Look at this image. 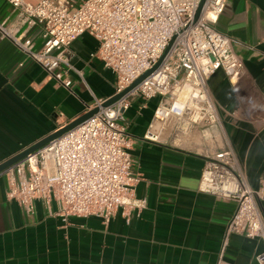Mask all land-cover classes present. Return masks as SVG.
<instances>
[{"label":"crops","instance_id":"0c3cea01","mask_svg":"<svg viewBox=\"0 0 264 264\" xmlns=\"http://www.w3.org/2000/svg\"><path fill=\"white\" fill-rule=\"evenodd\" d=\"M15 17L14 7L0 0V22ZM215 26L234 39L245 70L238 81L222 69L208 80L221 119L212 137L198 129L177 135L172 122L155 120L158 98L147 107L134 101L126 123L134 170L142 177L136 196L147 205L130 221L122 209L107 224L97 216L64 221L54 198L35 200L29 216L8 198L6 177H0V264H219L237 204L201 192L199 184L205 155L228 146L253 188L264 175V0H228ZM27 38L35 49L43 44L38 26ZM97 49L89 33L73 42L71 62L83 78L72 71L67 89L0 32V163L86 113L95 97L114 94L116 75L91 56ZM151 124L161 130L160 141L145 139ZM263 250L260 239L232 235L222 264H259Z\"/></svg>","mask_w":264,"mask_h":264},{"label":"built area","instance_id":"2783aa9c","mask_svg":"<svg viewBox=\"0 0 264 264\" xmlns=\"http://www.w3.org/2000/svg\"><path fill=\"white\" fill-rule=\"evenodd\" d=\"M7 1L16 17L11 23L0 22V32L67 89L74 84L72 71L82 77L71 62V46L85 33L98 41L91 56L116 75L111 97L163 59L112 105L102 106L111 97H95L88 111L98 107L96 114L0 173L7 180L8 198L29 216L35 213V200L49 204L54 198L64 221L70 216H97L107 224L119 209L127 221L133 214L140 216L147 204L136 196L142 177L134 170L126 113L138 98L143 107L158 98L155 120L172 122L177 133L198 129L212 137L221 119L208 80L222 69L232 82L238 81L245 70L234 39L215 26L228 0H206L196 22L202 0ZM36 26L43 39L38 49L27 38ZM145 139L160 141L161 130L151 124ZM199 190L237 204L226 227L219 264L232 235L260 239L264 245V175L253 188L232 147L205 155ZM256 259L264 264V250Z\"/></svg>","mask_w":264,"mask_h":264},{"label":"water","instance_id":"95a60500","mask_svg":"<svg viewBox=\"0 0 264 264\" xmlns=\"http://www.w3.org/2000/svg\"><path fill=\"white\" fill-rule=\"evenodd\" d=\"M205 1L206 0H202V2L200 3V6L198 7L197 12H196V15H195L194 22H196L200 18L201 14H202V11H203V8H204ZM162 60L163 59H161L158 62V64L152 70L148 71L146 74H144L142 77H140L137 81H135L123 93L111 97L102 106L103 107H108V106L112 105L114 102H116L118 99H120L124 94H126L128 91H130L131 89H133L134 87H136L146 76H148L156 68H158V66L161 64ZM98 111H99V108L96 107V108H94V109H92V110H90V111H88L86 113H83L82 115H80L79 117H77L76 119H74L73 121H71L70 123H68L67 125L59 128L58 130L54 131L53 133H50L48 136H46L43 139L37 141L36 143H34L33 145H31L30 147H27V148L23 149L22 151H20L19 153L13 155L12 157H10L9 159H7L6 161L0 163V173L4 172L8 168L12 167L17 162L23 160L29 154L34 153L37 150L43 148L44 146H46L47 144H49L50 142H52L56 138L60 137L61 135H63L67 131H69V130L75 128L76 126H78L79 124L83 123L88 118H90L91 116H93L94 114H96Z\"/></svg>","mask_w":264,"mask_h":264},{"label":"rangeland","instance_id":"374dc122","mask_svg":"<svg viewBox=\"0 0 264 264\" xmlns=\"http://www.w3.org/2000/svg\"><path fill=\"white\" fill-rule=\"evenodd\" d=\"M78 1V3H80L82 0H77ZM159 100V99H158ZM180 133V132H179ZM179 133H177L178 135H179ZM189 132H187V134H188ZM182 134V133H181Z\"/></svg>","mask_w":264,"mask_h":264},{"label":"bare ground","instance_id":"6f19581e","mask_svg":"<svg viewBox=\"0 0 264 264\" xmlns=\"http://www.w3.org/2000/svg\"><path fill=\"white\" fill-rule=\"evenodd\" d=\"M157 121H160V122H161V120H160V119H158Z\"/></svg>","mask_w":264,"mask_h":264}]
</instances>
